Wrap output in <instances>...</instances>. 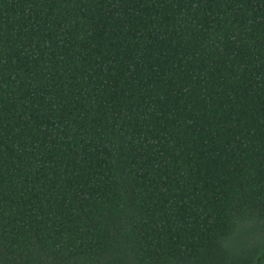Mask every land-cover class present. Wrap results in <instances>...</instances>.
<instances>
[{
    "label": "trees",
    "instance_id": "16d2710c",
    "mask_svg": "<svg viewBox=\"0 0 264 264\" xmlns=\"http://www.w3.org/2000/svg\"><path fill=\"white\" fill-rule=\"evenodd\" d=\"M0 264H264V0H0Z\"/></svg>",
    "mask_w": 264,
    "mask_h": 264
}]
</instances>
